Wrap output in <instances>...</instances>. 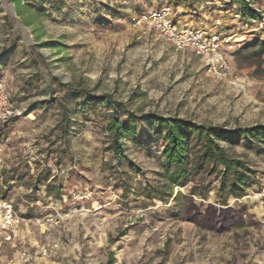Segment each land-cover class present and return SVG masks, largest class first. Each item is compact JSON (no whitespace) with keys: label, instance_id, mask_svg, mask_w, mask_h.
Instances as JSON below:
<instances>
[{"label":"rangeland","instance_id":"1","mask_svg":"<svg viewBox=\"0 0 264 264\" xmlns=\"http://www.w3.org/2000/svg\"><path fill=\"white\" fill-rule=\"evenodd\" d=\"M23 1L34 16L0 0V79L24 109L0 124V196L31 219L23 227L36 243L47 239L36 218L78 207L50 236L62 264H264V142L222 143L261 181L243 199L230 198L235 214L223 227L205 215L221 206L219 176L208 179L207 198L190 193L201 174L167 200L146 192L170 193L162 177L165 141L148 113L224 128L264 125V55L249 59L258 48H247L264 41L260 22H238L223 0ZM251 4L264 11V0ZM166 5L181 11L183 23L238 33L224 52L239 80L214 77L194 52L177 51L158 31L134 23ZM106 95L125 104L121 120L127 110L143 118L136 141L122 139L121 161L110 148L116 102ZM45 172L49 179L38 182ZM49 183L61 185V199L47 194Z\"/></svg>","mask_w":264,"mask_h":264},{"label":"trees","instance_id":"2","mask_svg":"<svg viewBox=\"0 0 264 264\" xmlns=\"http://www.w3.org/2000/svg\"><path fill=\"white\" fill-rule=\"evenodd\" d=\"M11 1L15 4L19 15H22V10L24 8L34 16L33 12L28 9V5L23 3V0ZM234 5H239L241 8L240 11L252 15L253 10L247 6L248 3L245 0H231V2L225 3V6L228 10H231V12H234ZM31 18L32 17H30V19L25 18V23L28 25L33 24ZM250 47L258 49L253 54L248 55L249 59L253 56L261 57L264 55V41L249 45L247 48ZM1 56L2 55H0V59ZM6 89L10 93L7 87ZM71 91L73 93H81V91L74 88H71ZM11 97L12 100L19 105L12 94ZM103 98H105L106 102L109 104L116 102L113 101L112 97L109 95ZM124 108L125 104L123 102H116L114 114L112 115L109 125V130L112 133L110 148L118 161L126 157L125 144L122 142V139L124 137H129L133 141H136L139 134L137 122L143 120L142 117L136 116L129 110H127V119L121 120L119 113L122 112ZM63 117L68 120V112L63 113ZM147 117L155 124L154 135H161V138L165 141L164 148L161 150L163 158L162 177L165 178L167 182L165 187H167V190L170 192L167 193L165 189L159 191L157 189V191L152 192L150 188L147 187L146 192L148 196L158 195L162 200H167V197L164 195L170 194L169 196H172L174 187L186 186L192 179L201 174L200 182L195 183L190 188V193L192 195H201L203 198H207L211 186V182L208 179L212 175L219 176L220 181L217 188V197L219 198V204L221 206H210L206 210L205 215L210 216L212 222L210 223L212 226L220 224V226L223 227L225 219L235 214V209L229 202L230 198H236L237 200L243 199L247 191L255 186L261 185V181L257 172L251 168L247 161L240 156L229 153L222 143H229L233 146L243 141L250 143L264 142V125L258 124L254 126L224 128L221 125L196 123L192 120L177 116L166 117L155 112L148 113ZM48 172L40 176L38 182H40V180H48ZM46 187L49 196L55 199L62 198L61 185L49 183ZM126 195H128V193ZM181 195L182 194L178 192L174 197L177 198ZM185 197L189 198L188 196Z\"/></svg>","mask_w":264,"mask_h":264},{"label":"built area","instance_id":"3","mask_svg":"<svg viewBox=\"0 0 264 264\" xmlns=\"http://www.w3.org/2000/svg\"><path fill=\"white\" fill-rule=\"evenodd\" d=\"M245 1L248 3V7L252 8V15L240 11L237 7L238 5H236L233 13L234 19H237L238 22L244 21L246 26L252 25V22L259 21L261 27H264L263 9L255 8L251 4V0ZM223 2L229 3L231 0H223ZM176 14L172 5H166L134 16L133 21L138 26L158 31L173 44L177 51L190 50L194 52L204 61L209 72L214 77L228 80L235 75V78L239 80L224 52V47L231 45V40L238 33L226 35L218 29H206L183 23L176 19ZM221 18L218 17L216 19V27L223 23ZM241 38H246V35H241ZM23 112L24 109L12 100L4 81L0 79V124L8 122ZM79 210L80 208L78 207H69L65 210H56L43 217L36 218L35 220L44 226L47 239L38 247L22 249L16 257L8 259L0 257V264H53L50 259L60 253L61 247L53 242L50 236L66 219L77 214ZM30 220V218L19 213L13 200L0 196V247L4 242L16 240L25 222ZM257 264L263 263L259 261Z\"/></svg>","mask_w":264,"mask_h":264},{"label":"crops","instance_id":"4","mask_svg":"<svg viewBox=\"0 0 264 264\" xmlns=\"http://www.w3.org/2000/svg\"><path fill=\"white\" fill-rule=\"evenodd\" d=\"M236 5L233 6V9ZM179 10V9H178ZM226 12H229L228 8L224 9ZM176 11V9H175ZM179 11H176V19H178L181 22H185L186 19L184 17L177 18ZM32 244H35L36 247H38L39 244L36 243L35 239L32 237V233L30 229H27L23 227L20 232L19 236L16 240L11 242H4L3 245L0 247V257L2 259H8L13 258L18 255V253L24 249L30 247ZM53 264H62V260L60 258V253L56 255L55 257L51 258Z\"/></svg>","mask_w":264,"mask_h":264},{"label":"bare ground","instance_id":"5","mask_svg":"<svg viewBox=\"0 0 264 264\" xmlns=\"http://www.w3.org/2000/svg\"><path fill=\"white\" fill-rule=\"evenodd\" d=\"M241 39V38H240Z\"/></svg>","mask_w":264,"mask_h":264}]
</instances>
